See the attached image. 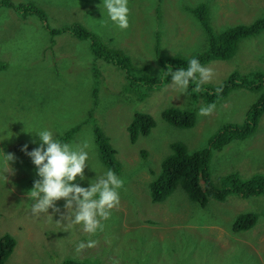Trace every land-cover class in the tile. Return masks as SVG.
Listing matches in <instances>:
<instances>
[{"label": "rangeland", "instance_id": "1", "mask_svg": "<svg viewBox=\"0 0 264 264\" xmlns=\"http://www.w3.org/2000/svg\"><path fill=\"white\" fill-rule=\"evenodd\" d=\"M13 1L34 2L52 27L81 24L107 46L121 49L133 65H145L150 75L159 71L156 41L161 55H186L206 45L201 25L187 9L190 6L206 2L215 28L250 22L264 8V0H128L129 24L119 29L108 19L102 0ZM92 64L100 71L95 105ZM1 65L0 137L5 130L13 135L0 140V169L7 167L3 151L13 153L14 159L5 182L0 172V233H11L17 242L6 264H60L64 259L94 264H264V194L230 193L222 201L209 198L205 205L191 201L180 186L161 202H152L149 196V182L171 152V142H183L190 150L206 146L221 125L242 120L257 91L235 88L207 115L198 114V108L207 105L199 101L192 127L173 126L162 110L194 106L190 91L179 93L170 81L160 88L127 87L123 71L95 58L87 40L63 33L49 46L48 33L38 18L23 20L7 7L0 8ZM204 66L213 70L211 84L220 83L234 70L264 71V30L242 40L231 58ZM89 110L92 119L85 122ZM135 111L151 114L155 125L131 141L126 126ZM81 122L68 143L78 146L88 141V165L84 178L77 176L73 182L87 186L89 179L108 170L97 156L94 124L115 148L121 167L116 175L123 180L118 205L94 234L62 218L61 213L68 211L63 198L56 201L60 212L49 208V213L33 214L26 195L34 178L31 160L21 145L27 143L30 150L36 146L31 141L39 140L34 131L25 130L46 127L59 139ZM209 167L217 186L226 174L241 179L264 174V115L250 136L212 148ZM248 212L256 215L253 226L235 231V217ZM87 240L95 241L94 245L77 250Z\"/></svg>", "mask_w": 264, "mask_h": 264}, {"label": "trees", "instance_id": "2", "mask_svg": "<svg viewBox=\"0 0 264 264\" xmlns=\"http://www.w3.org/2000/svg\"><path fill=\"white\" fill-rule=\"evenodd\" d=\"M1 7L11 8L16 16L23 20L31 16L38 18L48 33L49 46L54 45L56 37L63 33H68L81 40H87L93 56L121 69L127 81V87L135 86V88L139 85H145L148 88L155 86L160 88L170 81L168 71L180 67L186 68L187 61L191 57H196L202 65L212 60L229 59L236 53L242 40L257 35L264 30V8L263 13L250 22L215 28L210 23L207 3L199 2L187 9L201 25L204 36L207 38L206 45L195 48L186 55H161L157 51L158 41H156L155 55L159 63V68H157L159 71L158 75H150L145 65L139 67L133 65L130 57L121 49L107 46L96 33L79 23L73 22L59 27H52L47 21L45 11L32 1L0 0ZM14 64L16 63H10L11 66H14ZM91 71L95 80L93 89V105H95L96 84L100 71L94 64L91 66ZM221 80L220 83L211 84L206 82L201 84L199 90L196 91H193L194 82H190L188 91L192 93L194 106L187 108L167 107L162 110L163 118L169 124L179 128L192 127L196 121V104L199 101L205 104L218 103L235 88L257 91L258 95L255 101L244 112L241 121L237 123L228 121L221 125L206 146L190 150L183 142H171V152L163 157L159 172L149 182V196L152 202L165 200L178 186L185 191L191 201L200 205H205L209 198L222 201L230 193H236L240 196L264 194V174H255L247 179H241L235 173L226 174L221 179L219 186L211 180L209 167L211 149H221L234 139H244L250 136L254 133L262 115H264V71L261 69L234 70ZM91 119L92 110H89L85 122ZM82 123L71 125L64 134L59 136V139L62 142L70 141L80 129ZM154 125L155 120L151 114L135 111L126 126L129 139L135 141L139 135L148 134ZM93 133L97 156L101 164L118 174L121 168L120 163L116 158L115 148L110 143L108 136L96 124L93 125ZM142 154L145 155L144 150H142ZM31 166L33 178L38 179L34 165ZM255 220L256 215L254 213H240L235 217L232 227L235 231L249 229L253 226ZM16 243V238L11 233L7 231L0 233V264H6ZM60 264L94 263L87 259H64Z\"/></svg>", "mask_w": 264, "mask_h": 264}, {"label": "clouds", "instance_id": "3", "mask_svg": "<svg viewBox=\"0 0 264 264\" xmlns=\"http://www.w3.org/2000/svg\"><path fill=\"white\" fill-rule=\"evenodd\" d=\"M103 8L106 9L108 19L119 29L128 27V0H102ZM213 70L200 63L196 57L187 61V67L176 70L170 69V83L179 93H187L190 82H194L193 91L199 90L201 84L211 80ZM219 90V89H217ZM214 108V104L201 105L198 108L199 115H207ZM35 132L37 140L31 142L36 146L29 150L28 144L21 145V151L27 155L35 167L32 187L26 195L32 201L31 212L33 214L60 212L56 201L63 198V207L68 211L61 213L66 222L82 225L83 231L94 234L102 229L101 221L106 220L113 207L119 203V189L123 180L112 169H108L102 175L89 179L87 186L74 183L77 176L84 178V168L88 165L89 156L88 141H83L76 146L68 142H62L50 129L40 128L25 130ZM12 133V132H11ZM7 131H3L0 140L11 137ZM6 168L0 169L4 182L8 179L6 172L12 171L9 162L14 159V154L3 151ZM95 241H81L77 250L84 247H92Z\"/></svg>", "mask_w": 264, "mask_h": 264}]
</instances>
